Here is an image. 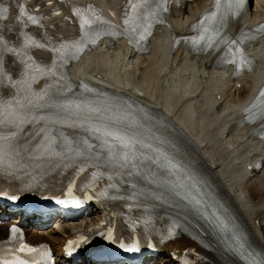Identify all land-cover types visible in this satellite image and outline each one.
I'll return each instance as SVG.
<instances>
[{
	"label": "bare ground",
	"instance_id": "bare-ground-1",
	"mask_svg": "<svg viewBox=\"0 0 264 264\" xmlns=\"http://www.w3.org/2000/svg\"><path fill=\"white\" fill-rule=\"evenodd\" d=\"M22 1L0 0V11L23 9V6H18ZM51 1L60 4L59 9L50 11L47 5H43L46 12L40 19L35 18L33 10L26 11L25 19L13 20L10 15L0 17V76L3 77L0 97L5 100L7 94L26 95L27 105L21 110L27 124L26 131H32L30 124L43 121L49 123L65 145L89 150L90 147L86 146L106 130L134 129L145 121L151 126L147 128L151 129L153 121L135 106L131 112H126L117 107L116 102L106 101L104 96L93 97L91 104H87L84 84L79 86L78 94L39 99L43 82L54 80L59 37L64 35L77 39L80 35L78 18L68 5L71 0ZM117 1L87 0L95 6L86 10L90 13L100 12L98 7L109 10ZM211 3L212 0L181 2L179 8L168 15L165 25L155 29L147 53L134 52L127 47L125 40L105 39L89 56L85 58L83 55V60L70 66L69 74L73 80L86 79L102 85L110 93L117 89L163 114L167 122L180 129L192 142L193 158L237 218L245 245L264 254V141L258 135L264 117L259 116L251 123L244 118V110L252 104L264 84V35L255 43H249L247 48L256 61L254 69L236 78L230 70L218 66L222 48L216 49L217 42L226 41L264 19V0L248 2L236 19L228 16L217 42L204 53H192L186 48L171 50L170 37L186 32ZM29 17H33L36 23ZM65 105L72 107L66 108ZM75 105H80V108ZM0 133L10 137L0 166L17 165L19 162L12 156L14 152L10 145L21 142L19 127L7 123L0 127ZM129 133L137 137L133 132ZM156 138L158 143L151 144L152 150L145 157H136L140 193L155 208L173 201L178 204L185 224L202 237L205 244L201 246L190 236L168 241L151 264H176L169 252L186 247L206 256L205 264H220L216 253L225 254L224 260L231 264H245L238 260L242 255L236 251V241L229 239L226 243L225 240L230 235H238L236 224L224 218L212 196L199 187L200 198L204 201L201 213L194 211L182 195L176 194L180 191L177 184H191L193 181L182 180L183 176H188L187 171L168 166L170 159L158 145L165 138L161 134ZM257 160H262L263 166L252 175L251 166ZM92 211L94 216L90 218L67 223L58 221L46 229L44 226L47 225H42L39 232H34L33 227L25 223L28 239L49 241L59 254L62 242L72 236L73 231L84 230L103 218V203L94 204ZM12 218L0 210L1 220L13 222ZM222 221L231 233L226 229L220 233L207 227L209 222L219 226ZM228 244L233 246L234 252L227 250ZM231 255L236 259L233 260Z\"/></svg>",
	"mask_w": 264,
	"mask_h": 264
},
{
	"label": "snow or ice",
	"instance_id": "snow-or-ice-1",
	"mask_svg": "<svg viewBox=\"0 0 264 264\" xmlns=\"http://www.w3.org/2000/svg\"><path fill=\"white\" fill-rule=\"evenodd\" d=\"M242 2V0H241ZM23 11V10H21ZM30 20H32L33 23H36V20L33 17H29ZM3 81V77L0 76V82ZM15 84H18L19 82H14ZM44 95H47V93H44ZM44 95L39 97V99H43ZM32 102L29 101V104ZM64 107H72L71 105H65ZM77 109L80 108V105H75ZM25 108V104L22 103L20 100L15 99L13 97L12 99L5 101L2 97H0V127L4 126L7 123H13L17 124V127H19V124H23L25 122V118L22 116L21 110ZM92 111H98V109H92ZM97 131H100V129H96ZM14 135V134H13ZM105 135L107 137H111L114 140L118 141L123 149L131 150L135 147L136 144L139 143L138 140L135 139L134 136H127V135H121L118 132L113 131H105ZM10 139L8 136H4L2 133H0V161L3 160V156L5 154V144ZM107 143V141H106ZM86 147H91L90 145H87ZM122 163V166H127L128 162L134 159V155L130 154L129 151H124L121 153L120 156ZM168 166L170 168L176 169L180 168V165L177 163H174L173 161L169 160ZM191 180V177L188 178ZM176 188L180 189L179 192H176L177 195H182L183 199L188 202V205L197 212H203V204L204 201L200 198L199 189L197 186L192 184H185V183H179L176 185ZM175 191V189H174ZM11 199H16L15 196L10 197ZM219 227L221 229H226L231 233V229H227V226L221 222L219 224ZM232 240L233 242L238 240V237L235 235H230L229 237H226V243L227 240ZM121 247H124V245H121ZM243 245L237 244V248H242ZM127 251L134 252L138 251V247L135 245L127 247ZM227 250L229 252H234L235 249L231 244L227 245ZM246 255L249 256L250 264H264V254H257L254 252H250L246 250ZM257 256H259V259H257Z\"/></svg>",
	"mask_w": 264,
	"mask_h": 264
},
{
	"label": "rangeland",
	"instance_id": "rangeland-1",
	"mask_svg": "<svg viewBox=\"0 0 264 264\" xmlns=\"http://www.w3.org/2000/svg\"><path fill=\"white\" fill-rule=\"evenodd\" d=\"M91 216H93V214H91ZM48 228V225L47 226H44V229Z\"/></svg>",
	"mask_w": 264,
	"mask_h": 264
}]
</instances>
